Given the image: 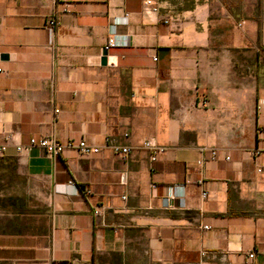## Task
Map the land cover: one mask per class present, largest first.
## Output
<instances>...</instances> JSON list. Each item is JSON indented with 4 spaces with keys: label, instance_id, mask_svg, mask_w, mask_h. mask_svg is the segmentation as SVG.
Instances as JSON below:
<instances>
[{
    "label": "crops",
    "instance_id": "obj_1",
    "mask_svg": "<svg viewBox=\"0 0 264 264\" xmlns=\"http://www.w3.org/2000/svg\"><path fill=\"white\" fill-rule=\"evenodd\" d=\"M151 2L0 0V264H264V0Z\"/></svg>",
    "mask_w": 264,
    "mask_h": 264
},
{
    "label": "built area",
    "instance_id": "obj_2",
    "mask_svg": "<svg viewBox=\"0 0 264 264\" xmlns=\"http://www.w3.org/2000/svg\"><path fill=\"white\" fill-rule=\"evenodd\" d=\"M146 5L152 6L151 0H146ZM153 9L155 8L153 7ZM62 10H66V8H63ZM57 25H58V20L55 17L49 19L48 21L49 29L53 30ZM114 46H116V39L114 37H108L102 49L107 52L109 49H111ZM3 72L4 71L0 68V73H3ZM199 103L201 107H206L207 99L204 96H201ZM33 146L42 147L47 152V154L52 158L58 157L65 148H75L81 156H89L92 154L99 153L103 149H109L110 151L120 156L121 158H126V156L132 150L130 146L120 145L116 143L115 141H113L112 139H110L109 137H105L104 144L102 146H96V145L87 143L83 139L77 142L68 141L66 143H61L57 139L46 137V136L39 137V138L31 137L27 144L19 145L17 147V150L18 151H28ZM140 146L150 151V159L152 161L155 160L158 153H160L163 150L162 147L155 145L150 139L143 140ZM3 149L4 147L0 146V152H2ZM212 154H215V151H212ZM197 164L200 165L201 162L198 161ZM86 192H89V191L86 190ZM201 196L203 198H206L207 192L202 191ZM94 213H98V210H95ZM253 257H254V253L252 252L248 253L247 255L248 259H252Z\"/></svg>",
    "mask_w": 264,
    "mask_h": 264
},
{
    "label": "water",
    "instance_id": "obj_3",
    "mask_svg": "<svg viewBox=\"0 0 264 264\" xmlns=\"http://www.w3.org/2000/svg\"><path fill=\"white\" fill-rule=\"evenodd\" d=\"M106 55H107V52L106 51H102V55H101V58H100V63L102 65H104L106 63ZM1 58H6V55L2 54L1 55Z\"/></svg>",
    "mask_w": 264,
    "mask_h": 264
}]
</instances>
